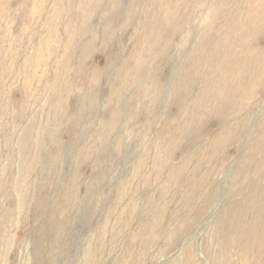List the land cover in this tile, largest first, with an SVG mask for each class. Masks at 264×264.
Wrapping results in <instances>:
<instances>
[{
	"label": "rangeland",
	"instance_id": "374dc122",
	"mask_svg": "<svg viewBox=\"0 0 264 264\" xmlns=\"http://www.w3.org/2000/svg\"><path fill=\"white\" fill-rule=\"evenodd\" d=\"M263 75L264 0H0V264H264Z\"/></svg>",
	"mask_w": 264,
	"mask_h": 264
},
{
	"label": "bare ground",
	"instance_id": "6f19581e",
	"mask_svg": "<svg viewBox=\"0 0 264 264\" xmlns=\"http://www.w3.org/2000/svg\"><path fill=\"white\" fill-rule=\"evenodd\" d=\"M253 31H254V30H253ZM253 31H252V32H253ZM255 41H256V40H255ZM245 43H246V42H245ZM253 43H254V42H253ZM253 43H252V44H253ZM251 47H252V46H251ZM253 48H254V47H253ZM233 51H234V49H233ZM242 60H243V59H242ZM243 61H244V60H243ZM248 63H249V62H248ZM259 72H260V71H259ZM263 76H264V75H263Z\"/></svg>",
	"mask_w": 264,
	"mask_h": 264
}]
</instances>
